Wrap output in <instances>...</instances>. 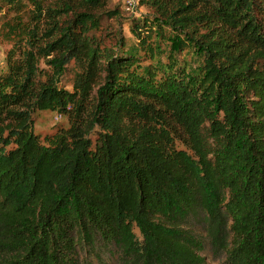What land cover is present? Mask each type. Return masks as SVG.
Masks as SVG:
<instances>
[{"label":"trees","instance_id":"trees-1","mask_svg":"<svg viewBox=\"0 0 264 264\" xmlns=\"http://www.w3.org/2000/svg\"><path fill=\"white\" fill-rule=\"evenodd\" d=\"M28 1L0 73V264H206L204 243L264 264V0H139L202 55L194 72L97 35L108 0ZM131 31L152 57V22ZM44 108L69 126L40 137Z\"/></svg>","mask_w":264,"mask_h":264},{"label":"rangeland","instance_id":"rangeland-1","mask_svg":"<svg viewBox=\"0 0 264 264\" xmlns=\"http://www.w3.org/2000/svg\"><path fill=\"white\" fill-rule=\"evenodd\" d=\"M32 5L28 0H0V73L7 69L6 54L14 44L24 43V29L32 23ZM114 10L117 13L104 15L101 19V27L96 31L97 35L111 30L112 36L115 32L121 34L124 40L123 48L125 52L134 55L140 66L149 64L157 65L168 61L169 56L176 60L178 66H185L190 72L197 71L202 64V55L191 44H185L180 49L177 45L178 36L182 33L172 31L169 26L161 23L154 10L146 5L139 3V0H108L104 12ZM152 22L153 31L150 39H147L154 49L153 56L150 57L146 50L141 48L137 37L131 31L134 22L143 20ZM149 24V23H148ZM155 26L164 27L163 35L156 36ZM39 77L44 79L45 74L52 72L46 59L39 60ZM78 71L73 61L68 62L62 68L61 75L58 78V86L70 90L72 88L73 78ZM33 129L40 137L51 136L66 129L69 126L68 116L55 109L44 108L36 109L32 114ZM92 138L96 133L91 134ZM137 232V231H136ZM202 255L206 264H221L224 257L215 255L204 243Z\"/></svg>","mask_w":264,"mask_h":264}]
</instances>
